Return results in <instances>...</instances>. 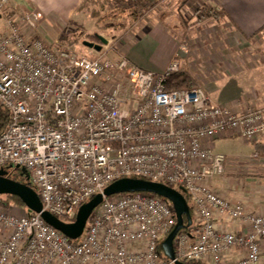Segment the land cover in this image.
<instances>
[{
  "label": "built area",
  "instance_id": "built-area-1",
  "mask_svg": "<svg viewBox=\"0 0 264 264\" xmlns=\"http://www.w3.org/2000/svg\"><path fill=\"white\" fill-rule=\"evenodd\" d=\"M3 19L0 104L11 120L0 135V169L23 167L44 210L67 222L121 178L184 187L193 224L175 238L178 259L262 264L264 216L221 197L210 181L226 171L214 142L264 138V107L239 112L202 87L168 89L181 70L178 57L155 72L110 57L105 45L100 56L54 46L26 32L42 12L17 13L11 0H0ZM225 218L249 230L223 227ZM176 224L171 202L149 192L105 198L76 240L41 213L0 205V264H174L158 245ZM234 249L245 255L227 263Z\"/></svg>",
  "mask_w": 264,
  "mask_h": 264
},
{
  "label": "crops",
  "instance_id": "crops-1",
  "mask_svg": "<svg viewBox=\"0 0 264 264\" xmlns=\"http://www.w3.org/2000/svg\"><path fill=\"white\" fill-rule=\"evenodd\" d=\"M11 1L17 13L42 12L38 30L27 28L26 32L39 34L52 43L60 44L61 33L49 28H68L73 23L84 27V19L89 18L79 10L85 0ZM158 4H152L142 15L129 13L130 24L118 42L125 47L119 48V56L155 72L164 71L178 57L181 71L192 75L217 103L239 112L264 107V0H174L170 4L174 11L167 12L158 9ZM190 6L192 9H188ZM203 6L212 15L219 12L221 22L212 16L195 23L192 21L195 16H187V10L195 13ZM188 21H192L190 26ZM186 42L196 54L190 53ZM196 63L200 67L209 66L208 74L200 75L202 79L194 72ZM232 138L241 137L214 142V149L226 156V171L212 179L210 186L231 203H243L247 211L264 216V138L259 141L241 138L242 151L238 154L218 149L217 142ZM221 224L234 230H249L248 225L226 218ZM261 249L264 264V239ZM244 255L243 250L234 249L226 255L227 263Z\"/></svg>",
  "mask_w": 264,
  "mask_h": 264
},
{
  "label": "water",
  "instance_id": "water-1",
  "mask_svg": "<svg viewBox=\"0 0 264 264\" xmlns=\"http://www.w3.org/2000/svg\"><path fill=\"white\" fill-rule=\"evenodd\" d=\"M93 37L98 42L84 41V45L90 49L102 51L103 46L109 43L108 39L101 33L95 32ZM8 173V168L0 169V194L19 197L29 212L41 213L47 223L73 240L79 239L83 235L88 219L105 198L128 192H149L167 199L175 209L177 224L163 240L162 244L167 256L174 261V264H186L177 258L174 243L178 233L193 224L191 207L184 195L187 190L184 187L175 188L169 184L145 178H121L112 182L102 193L96 194L89 201L81 205L75 220L67 222L44 210L41 198L33 186L9 177Z\"/></svg>",
  "mask_w": 264,
  "mask_h": 264
},
{
  "label": "rangeland",
  "instance_id": "rangeland-1",
  "mask_svg": "<svg viewBox=\"0 0 264 264\" xmlns=\"http://www.w3.org/2000/svg\"><path fill=\"white\" fill-rule=\"evenodd\" d=\"M158 2L155 3L154 0H101V3H103L102 9H101V3H98L95 5L97 10H100V15L101 17H105L107 15H112L113 17H119L118 19L112 18V20H107L99 23V26H108V29L106 30H101L100 28H97V20L95 17L91 15L90 12H84V14H88L89 18L84 19V27L81 25H76L73 23L71 26L68 28H61V27H55V28H49L51 31H60L61 36L59 37L58 40H62V43L59 44V46H69L72 47L73 49L83 53V54H90V55H95V56H100L101 51H96L94 49H90L87 46L84 45V41H93V42H98L95 37H92L95 32L101 33L106 37L109 41L108 44L104 46V48L108 49L107 53L110 57L112 58H119V48H125L124 44L118 43L121 39V37L124 35V33L127 31V28L130 24L129 22V13L133 15H142L143 13H146L148 10L151 9L152 4L155 5L159 3L160 7L158 9H161V11H174L173 5H170L174 2V0H157ZM181 1V0H180ZM184 3V2H183ZM185 4V3H184ZM153 7V6H152ZM192 9V6H190ZM163 12V13H165ZM196 13V11H195ZM192 10H187V16H195L192 21L196 23L197 16ZM120 15V16H119ZM191 21V22H192ZM191 22L188 21V26H190ZM5 20L1 21L0 26L4 27ZM40 24H38L39 26ZM38 30V27L36 28ZM114 37L117 38V40H114ZM191 44L189 42H186V46L189 48L190 53L193 51L194 53L196 52L194 49H191ZM54 46H58V43H54ZM204 46L207 45L204 44ZM103 48V49H104ZM196 54V53H195ZM198 58V57H196ZM197 61V59H195ZM201 61V60H200ZM202 62V61H201ZM199 63L195 64V70L197 74L200 75H205L206 73L208 74L209 69H206L209 66L205 65L202 66L205 69L201 70ZM200 79L204 77H199ZM242 139L241 138H232V139H227V140H222L217 142V147L220 149L222 152H227V153H235L238 154L240 153L241 147H242ZM15 169L16 173L20 174L23 178L26 180L29 179V173L21 166H10L9 169ZM6 196V194H0V197ZM11 205L14 206L15 212H26L27 207H23L13 201L10 203ZM192 205V202H191ZM66 220V219H64ZM68 221V220H67Z\"/></svg>",
  "mask_w": 264,
  "mask_h": 264
},
{
  "label": "trees",
  "instance_id": "trees-1",
  "mask_svg": "<svg viewBox=\"0 0 264 264\" xmlns=\"http://www.w3.org/2000/svg\"><path fill=\"white\" fill-rule=\"evenodd\" d=\"M98 3H101V0H85L82 3V5L80 6L79 10L84 11V12L85 11L90 12L93 17L98 19L97 20V26H98L97 28H100L101 30H106V29H108V26H105V25L99 26V23H101L103 21H107V20H112V18L119 20V17H113L112 15H107L105 17H101L100 10H97L95 7V5ZM103 3L104 2H102L100 5L101 9H102ZM195 14L197 16L196 23H199L202 20H204L208 17H212V16L214 17L216 22H218V23L221 22L220 13L216 12V13H214V15H212L211 10L207 6H203V7L199 8ZM114 40H117V38L114 37ZM60 41H61L60 42V44H61L63 39ZM196 87H200V86L197 83V81L195 80V78L192 75H190L187 71H183V70L182 71L180 70L179 73H176L173 76H171L167 82V88L168 89L196 88ZM10 120H11L10 111L0 104V135L3 134L7 130L9 123H10ZM8 176L13 178V179L25 182V183H29L28 180L23 178L20 174L16 173L15 169H13V168L9 169ZM29 184L31 185V183H29ZM173 187L177 188L176 186H173ZM184 195L189 202V205L191 207V212H192L190 195L188 192L184 193ZM11 201L25 207V205L23 204V202L21 201V199L19 197L11 196V195H6L3 197H0V205L1 206H9ZM167 236L163 237V239L159 242V245H158V253H159L160 257H162L164 259H169V257L167 256V254L164 250L163 244H162L163 240ZM181 260L184 261L186 264H209L205 261H197V260L194 261V260H187V259H181Z\"/></svg>",
  "mask_w": 264,
  "mask_h": 264
}]
</instances>
